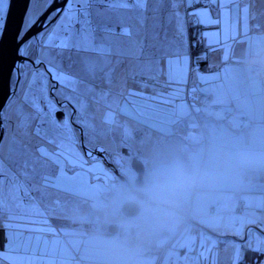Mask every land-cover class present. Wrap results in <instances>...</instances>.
Here are the masks:
<instances>
[{"label": "rangeland", "instance_id": "374dc122", "mask_svg": "<svg viewBox=\"0 0 264 264\" xmlns=\"http://www.w3.org/2000/svg\"><path fill=\"white\" fill-rule=\"evenodd\" d=\"M193 3L198 6V11L195 13L192 12ZM9 4L10 0L0 4V20L2 17L0 40L3 36ZM223 4H226V0H210L206 8L201 0H148L143 10L134 4H130L128 7H121L117 4L113 5L110 11L101 13L95 18V23L98 29H110L106 34L107 39L103 43L106 47L111 48L112 54L101 55L92 52L85 55L103 66L105 72L110 68L115 69L109 84L104 80L103 72L97 73L96 80L89 79L83 70V65L74 62L77 60L76 57H72L71 60L67 56L65 58L57 57L53 61L49 56V53L53 51L50 47L52 35L62 34L61 29L67 24L68 0L66 2L65 0H31L19 41L31 29L35 33L24 42L18 51L19 56L26 59L18 64L19 71L16 68L13 72L15 75L10 84L14 87L15 83H18L16 91L12 93L1 113V126L4 131L2 142L5 163L3 189L5 211L0 217V252L6 248L11 249L5 259V264H9V262L23 264V258L27 260L25 264H35L36 260L40 264V261L43 260L42 257L46 256V252L54 250L56 247H48L43 234H34L31 229L36 225H41L43 221L60 223L62 218L64 220L70 212L71 222L69 225L77 227L78 233L81 235L77 239H80L81 244L89 242L90 234L96 231L103 237L114 238V233L107 232L106 226V222L112 221L111 216L113 215L116 216L117 224L125 225L119 218L121 206L118 205L128 197L123 193L125 189L120 188L119 193L116 191V198L109 196L108 193H103L109 184L107 180V177H110L108 164L102 165L105 169L104 174L98 173V176L104 177L103 180L97 178L95 157H91L85 152H92L93 147H98L97 141L103 145L112 144L114 141L112 149L115 148L126 153L129 144L134 140L132 134L134 131L130 129L127 135H124L126 141H123L122 136L121 139L118 138V143L116 142L118 140L116 133L120 132L115 130L117 124L123 125L122 121L127 122L126 115H135L138 117L136 122L139 123L140 120V122L151 126L152 132L156 129L163 136H168L171 130H174L175 120L171 111L162 109L161 123H158L159 119L142 116L141 112L152 114L154 110L152 105L156 101V95L161 93L178 95L175 98L183 96L181 93L193 94L196 91L195 77L202 74L201 71L207 75L211 73L207 63L215 65V62L225 54L231 55L232 52L227 51L226 44L216 49L209 48L211 52L207 56V60L201 56L202 53H198L205 50V45L211 42L212 35L218 38L217 42H220L225 40V35L230 34L231 26L229 24L231 21L227 10L223 9ZM52 5L55 6L54 10L44 20H40L39 17L45 15ZM255 5L257 10L251 18L255 21L253 28L256 27V24H261L255 19H261L264 16V0H255ZM80 7L81 5L76 3L73 5V10ZM207 12L212 14L208 19L204 17ZM135 14L139 18H134ZM131 19L134 21L133 27L131 25V35L138 32L141 25L143 26L142 30V27L140 28L142 33L141 35L137 34L138 38L135 35L134 38L121 40L119 33L128 30ZM205 20H209L211 23L205 25L204 22H200ZM252 33L254 34V31ZM249 40L250 38L243 36L238 40L237 45L246 46L249 44ZM157 50L165 53L160 59L159 65L153 67L150 75L134 76L137 55L142 53V58H147ZM235 54L236 52H233V55ZM169 59L173 61L172 70L169 68ZM106 60H110L111 63L105 66ZM177 60H179L178 70L175 69ZM182 66L185 68L180 69ZM157 68L161 70L156 72ZM250 69L252 75L264 83V71L252 66ZM57 71L68 72L84 79L87 83L94 85L97 92H106V98L100 99L96 93L86 92L83 84L76 91H72L70 88L65 89L61 82L53 79ZM183 71L186 73L182 74ZM156 73L160 75L164 73L166 79L158 80ZM215 78L214 75L212 79ZM172 79L176 81L172 83ZM152 80H156L158 83ZM51 91H53L52 94ZM64 91L71 93H66L64 96ZM201 97V100L206 97L203 100L204 103L210 100L207 96L202 95ZM53 98H60V100L54 102ZM78 101L81 103L79 102V104ZM82 103V108L85 107L83 111L80 110ZM29 105H34V107ZM103 108L109 116V118H103L104 121L110 120L111 125L114 126L113 129L111 128L113 132L109 135V141L106 140L108 135L99 137L94 130L95 126H92L93 122L86 118L94 111L101 114L104 111ZM74 109H76L79 119L73 117L76 123L83 120L81 121L83 125L79 127L80 132H73L74 128L70 125L73 119L70 121L68 119ZM21 110L30 114L28 128L19 127L17 113ZM78 110L80 111L78 112ZM60 111L65 112V116L64 119L58 120ZM115 115L117 116L114 117ZM119 115H124V117H119ZM33 116L36 119H32ZM90 118L93 120L92 116ZM53 122L67 125L70 128L72 141L78 142L73 143L78 150L76 156L75 152L70 154L72 142L66 137H64L65 146L58 148L56 144H50L34 134V129L37 126L50 128ZM19 147L22 149L20 154L16 152ZM10 149H15V151H10ZM109 152L111 153V151ZM83 156L90 164L91 172L88 170V165L83 164L80 160ZM230 168L238 170L232 165ZM9 170L16 174L17 179L10 178ZM20 171L27 172V176H21ZM247 174L249 173L247 172ZM17 184L19 185L18 192L12 187ZM245 184L251 188V180H245ZM22 203L30 206H21ZM112 203H114V207H102ZM234 209L239 211L240 207ZM243 212L245 209L241 211L242 214ZM36 219L39 221L35 222ZM149 224L150 222L147 221V226ZM252 231L258 233L256 227L246 225L242 229V237L246 240L252 239L254 237ZM83 234L87 236H83ZM188 235L190 236V226L183 230L173 248L185 247ZM201 236L204 237V234L202 233ZM229 239L225 237V239L216 241L211 238L209 246L203 248L200 244L196 246V250H209L205 251V254L212 257V262L210 263L211 259L209 258L206 264H232L237 246L233 243L234 237ZM221 240L226 241L224 245ZM181 241L182 243H180ZM216 247L217 250H214ZM157 264H161V258Z\"/></svg>", "mask_w": 264, "mask_h": 264}, {"label": "crops", "instance_id": "0c3cea01", "mask_svg": "<svg viewBox=\"0 0 264 264\" xmlns=\"http://www.w3.org/2000/svg\"><path fill=\"white\" fill-rule=\"evenodd\" d=\"M238 1L242 2L244 5V7H242L244 10L242 13L244 16H240L235 9L232 8L233 6H236V2ZM223 9L227 10L230 17V34L225 35V40L220 42H217L218 38L212 35L211 42L205 45V50L202 52L201 56L204 57V60H207V56H209L211 52V49L209 48L212 47L216 49L225 44L227 51L232 53L231 55L225 54L223 57L219 58V60L215 62V65L207 63L208 67L211 68L210 70L213 71L210 74L207 75L204 71H201L202 74L195 77L196 93H198L199 96L204 95L209 97L210 103L213 106L212 109L207 108L205 103L203 104L201 100H196L201 101V103L193 107L187 101L178 104H169L168 106L172 105L173 107L169 110L174 115L173 119L175 122L173 123V126H181L183 129L176 131L174 128L170 133L176 132L179 139L170 142L167 136H163L160 131L154 129V132H152L153 128L151 126H148L139 120V123L136 122L134 132L132 133L134 135V140L128 146L129 148L132 146V150L135 149V152H138L140 156L144 158L146 166L148 161L147 158L150 159V156L155 157V160L150 159L151 169L161 163L178 161L183 166H188L189 169L187 171L194 177L193 182L189 185L185 194L182 195L178 202L171 203L174 205V210L167 213V220L163 218L164 221H160V224H164L165 222L170 228L165 230L167 225L164 228L156 227V225L152 223L148 225L153 232L151 233L150 230H146V233L148 234L147 237L150 238L155 236L158 240L157 247H160V250H156L150 255H135L132 248L126 247V245L117 242L114 238L109 239L103 237L97 231L90 234L89 238L91 239L89 242L81 244L79 241L80 239H77L81 236L78 233L77 227L69 225V222H71L70 212L69 215L65 216L64 220L62 218L60 223L54 221H51L52 223H46L43 221L41 225H36L35 228L31 229V232L34 234H43L48 247H56L54 250H48V252H46V256L52 257L50 261L51 264H63L66 260H71L75 262V264L79 261H83L85 264H157L159 258H161V264H206L209 258L211 259L210 263L212 262V257H209V255L205 253H199L196 250V246H199L200 244L209 246L211 244V238L217 241V239H225L224 237H227V235H232L228 237H234L235 241L233 243L237 246V249L233 254L236 257H233L232 264H238L243 260L246 250H249L250 247L257 246L261 248V252L257 253L262 257L257 264H264V256L261 254L262 252L264 253V244H258L254 237L252 239L248 238L247 240L242 237V229L243 227L245 228L246 225L264 228V197H256V195L252 193L251 197L246 196L249 200L247 207L245 208L246 213L243 212L240 216L238 214L234 215L229 219L231 223L235 224L234 227H228L226 224L211 219L206 209L207 202L205 200L202 202L201 207L197 206V200L200 196H208L207 190L205 189H208L210 185H212L215 191L221 190L213 185L217 180L216 176H211L207 181L198 179V166L200 163L204 164V161L202 162V160L205 156H195V151L202 149L203 145H206V140L210 143L208 148V160H211L214 164L216 163V168L220 173L221 168H223L221 159H223L226 165L230 167L231 164L229 163V157L237 149L241 147H250L255 150L258 148L264 149L263 136L255 138L253 134L250 133L249 135L252 136L253 142H249L244 138L247 134V130L246 128H241V121H238L235 125L239 130V133H237L240 134L239 136H236L225 127H220V124L225 123L224 119L230 117L228 115V113H230L229 111H233L234 115H232L231 118H233L234 121H236L237 117L241 120L240 115L242 113H247L249 118L253 119L251 121L260 126L259 132H264V110L258 109L259 107L255 108L257 102H263L264 105V83L254 77L250 69L251 61L256 56L257 52L264 51V16L261 19H255L261 24H256V27L253 28L255 26V21L251 18L253 14L255 15L257 10L255 0H226V4H223ZM197 11L198 10H192L194 13ZM194 13L192 14L194 15ZM211 15V13L207 12L204 17L208 19ZM1 20L0 25L2 27ZM203 22L205 25L211 23L209 20ZM252 31H254L255 35ZM207 34L210 35L211 33ZM243 36L250 38L249 44L246 46L237 45L238 40L242 39ZM221 43L223 44L221 45ZM233 52H236V54L233 55ZM222 61H226V70L218 68L219 66L217 63ZM184 68L185 67L182 66L180 69ZM160 70L161 69L159 68L156 72ZM185 73L186 71L182 72V74ZM214 75L216 78L212 79ZM156 76L158 80L166 79L164 73L163 75L156 73ZM175 81L176 80L172 79V83ZM166 102L167 99L162 101L156 100L153 105L151 104L152 107H154L152 114L142 111V116L159 119L158 123H161L162 120L160 117L162 110L158 111V107ZM116 116L117 115L114 117ZM119 117H124V115H119ZM199 118H202L203 123L210 124V128H201L198 124ZM186 120L189 122L187 125L185 124ZM215 129L220 131L222 138L226 140L224 143L218 142L215 138L217 133H219L216 132ZM135 133L140 135L139 139ZM209 134H212L213 139L207 136ZM142 136L147 140L144 145L141 143ZM165 142L170 143L168 147H165ZM161 150L162 153H160ZM112 151L117 153L118 150L114 148ZM147 151H150L149 155L147 154ZM94 163L97 167L96 176L100 173L104 174L105 169L103 166L100 165L99 162L95 161ZM86 165H88L89 170L90 164L88 163ZM251 167L257 168L259 171L258 177L254 178V187H246L245 180H239L231 183L229 187L225 186L223 190L264 192V173H262L264 164L237 167V172L245 173V168ZM109 175L111 177V174ZM116 188V184H108L107 190L105 191L104 189L103 193H108L110 194L109 196L116 198ZM230 194L231 193L228 192V196H232L233 194L236 195L238 192H234L232 195ZM214 197H217V195H214ZM194 202L196 203V206L194 205ZM188 203H191V208L187 205ZM123 204L124 201L122 204L118 205L121 206ZM102 207H114V203ZM234 207L235 206H232L231 208L233 211ZM191 209L193 213L196 212L197 215H194L191 218L193 223L190 226V236H187L185 247H187V249L192 247V252H188V250L179 248L175 249L173 247L174 242L180 238L181 233L184 230L182 220L185 219L186 216H189ZM157 210L159 211L158 214L162 213L159 208H157ZM169 210L170 207L167 211ZM246 218H250V220L247 221ZM36 221L39 220L36 219L35 222ZM227 227L233 229H228ZM202 233L204 234V237L201 236ZM83 236L87 235L83 234ZM170 240L175 241L172 242ZM222 242L224 243L226 241ZM180 243H182V241ZM215 250H217V247ZM162 253L164 254L163 256L161 255ZM24 260L26 259L23 258L22 261Z\"/></svg>", "mask_w": 264, "mask_h": 264}, {"label": "bare ground", "instance_id": "6f19581e", "mask_svg": "<svg viewBox=\"0 0 264 264\" xmlns=\"http://www.w3.org/2000/svg\"><path fill=\"white\" fill-rule=\"evenodd\" d=\"M201 1H203L205 8L208 5V3L210 2V0H201ZM242 7H244V5L242 4V2L238 1V2H236V6H233L232 8L235 9V11L240 16H244L242 13V11L244 12V10ZM210 8H211V4H210ZM192 10H198V6L195 5L194 3L192 4ZM205 10H207V9H205ZM8 11H9V8H8ZM144 14H145V12L142 14L143 19H144ZM42 17H43V15H41L39 17V19H41ZM135 17H136V19L139 18V16L137 14L134 15V18ZM6 18H7V15H6ZM25 19H26V16L24 18V21H25ZM5 22H6V19H5ZM130 22H131V24L128 26V30L123 32V33H119V38H121V40H126V39L128 40L132 37L134 38L135 35H137V34L141 35L142 31L140 32V28L142 27L141 30L143 29L142 25L139 27L138 32L136 31L135 34L131 35V32H132L131 28L134 25V21L131 19ZM23 25H24V23H23ZM131 25H132V27H131ZM4 27H5V24H4ZM0 29H1V25H0ZM137 38H138V35H137ZM137 41L138 40L136 39V42ZM202 52L203 51H199L198 53H202ZM225 62L226 61L218 62L217 63V65L219 66L218 68L226 70ZM210 69L211 68H209L208 70L210 72H213ZM150 73H148L147 75H150ZM14 75H15V73H14ZM14 75L12 74L11 79H13ZM139 76L142 77L143 75L142 76L139 75ZM111 78H113V77H111ZM152 81L158 83L156 80H152ZM160 83H162V82H160ZM17 84L18 83L16 82L14 87L11 85V90L13 92L16 91ZM163 84H164V82H163ZM168 86H169V84H168ZM51 92L53 93V91H51ZM68 93H71V92H68ZM181 94L183 96H179L177 98H175V97L178 95L171 94V93H169V94L161 93L160 95H156V100H158V101H162V100L167 99V102L165 104L158 107V109H159L158 111H161L162 109L171 110L173 107H172V105L168 106L169 104H172V103L178 104V103L183 102V101H187L193 107V106H196L197 104L201 103V101L204 104L203 100L206 99V97H204L203 100H201L202 97L199 96V94L196 93V91H194L193 94L191 93V95L185 94V93H181ZM63 95L65 96L66 93H64ZM188 95H190V96L187 99ZM167 96H168V98H167ZM53 100H54V102H56V101H59L60 98H53ZM196 100H201V101H196ZM7 105H9V104H7ZM262 105H263V102H260V103L257 102V104L255 105V108L259 107L258 109L264 110V105L263 106ZM205 106L209 109H212V107H213L210 103V100L206 101ZM102 110H104V109H102ZM115 110L117 111L116 107H115ZM76 112H77L76 109H74L73 112L71 113V115L68 116V119H69V121L73 119V121L70 123L72 128H74L73 132H80L79 127L82 126L83 123L81 121L76 123L75 118H73V117H76L78 119V114H76ZM224 112H226V111H224ZM229 112L230 113H228V115L230 117L225 118L224 119L225 123L220 124V127H225L227 130L231 131L236 136H239L240 134H237V133H239V130L235 125L238 123V121H241V125H240L241 128H246V130H247V134L244 136V138L246 140H248L249 142H253L252 136L249 135L250 133H252L255 138H259L260 136L264 137V132L263 133L259 132L260 126L257 123L252 122L251 120H253V119L252 118L250 119L249 116L247 115V113H242L240 115L241 120H239L237 117L236 121H234V119L231 118V116L234 115L233 111H229ZM64 116H65V112L60 111L58 113L57 119L58 120L64 119ZM90 116H92L93 120L90 118ZM86 118L93 122L92 126H95L94 130L98 134V136L101 137L104 135H108L106 137V140L109 141V135L113 132L112 129L114 126L111 125L110 121H108V120L104 121L103 118H109L108 114L106 113V110L102 111L101 114L96 113L94 111L91 115H88V117H86ZM136 118H138V117H136L135 115H126L127 122L124 123L122 121L123 125L117 124V128L115 130H118L120 133H116V139H118V138L121 139L123 136V141H126L124 135H127V132H129L130 129H132L134 131V129H135L134 127L136 124ZM185 124L186 125L189 124L188 120H186ZM198 124L201 128H205V127L210 128V124L203 123L202 118H199ZM42 127L47 128L46 126H42ZM174 128L176 131L182 129L181 126L174 127ZM217 128H218V126H217ZM215 130H216V132H219V133H217V136H215L217 141L220 143H224V141H226V140L222 138V134L220 133V131H218L217 129H215ZM135 134L137 135V137L139 139L140 135L137 133H135ZM207 136L212 138V134H209ZM167 138L170 140V142H173V141L179 139L176 132L170 133L167 136ZM141 139H142L141 143H142V145H144L145 141H147V140H145L143 138V136ZM70 141L72 142L71 143L72 151L70 154H73V152H75V156H76V151H78V150L75 148L73 143H78V142H73L72 139H70ZM97 142L99 144L98 147L95 146L96 148L93 147L92 152H85V153H88V155L91 157H95V161H98L101 165L108 164V169H109L110 174H111V177H107L108 183L110 185L116 184L117 185L116 191L118 193H119V189L123 188V189H125V191L123 193L135 191L136 193L143 195V198H139L137 196L138 199L137 198L134 199V203L136 205L133 203V205H134L133 209L130 211H126L127 213L132 212L133 215L136 214V212L139 213L136 217H133V218H136V220H137V221H134V223L136 224L134 231L129 229V227L127 229H125V227L117 224L116 216L113 215V216H111L112 221L106 222V226L108 229L107 232L110 231L109 229L111 226L116 225L117 226L116 228H118V229L114 231L113 237L117 242L126 245V247L132 248L133 252H135V255L145 256V255L153 254L156 250H160V247H157L158 240L156 239L155 236H152L150 238L147 237L148 234L146 233V230H150V228L147 226V221H150V223L156 225V227L164 228L167 224H165V222H164V224H160V221H162L163 218L167 220V213H169L171 210H174V205H172L171 203L166 204V205H158V204L154 203L153 201H151L148 198V196L142 191L144 181H145V177L151 169V160H155V157L150 156L151 160L147 158L148 161H147V166H146V164L144 163V158H142L138 152H135V149L132 150V146L126 151V153L125 152L122 153V151H119V150L117 151V153H114L112 151V147H111L112 145H114V141L112 144H109V145L108 144L103 145V144H100L99 141H97ZM116 142L119 143V139L116 140ZM164 144H165V147H168V145L170 143L165 142ZM209 146H210V143H208V141L206 140V145H203L202 149L195 151V156H205V158L202 160V162L204 161V164L200 163L198 166L199 167L198 179L207 181L211 176H216L217 180L214 182L213 185L216 188L221 189V190L215 191V189L212 187V185L209 184L210 186L208 187V189H205V190H207L208 196H200L197 200L198 201L197 206L201 207L202 202L205 200L207 202L206 209H207L208 215L211 219L215 220L216 222L226 224L228 227H234L235 224L231 223L229 219L234 215L238 214L240 216L242 214L241 211H243V209L246 208V203L249 202V200L246 198V196L251 197L252 194H255L256 197L257 196L264 197V192L259 193L257 191L256 192L225 191L223 189L225 186L229 187V185L231 183L237 182L239 180H247V181L251 180V187H254V178L258 177L259 171L257 168L251 167V168H245L246 174L240 173V172H237V170H235V169L233 170L232 168L227 166L226 163L224 162V160L221 159V164L223 165V168H221V173H220L216 168V166H217L216 163L214 164L211 160H208V157H209L208 148H209ZM165 147H163V148H165ZM21 151H22L21 147H19V149L16 150V152H19V154ZM109 151H111V153ZM257 151L264 152V149L258 148ZM149 153H150V151H147L148 155H149ZM160 153H162V150L160 151ZM80 160L82 161L83 164H85V165L88 164L85 156L81 157ZM118 160H120V161H118ZM134 160L137 161V166L145 167L144 168V170H145L144 174H140L138 176L132 175L133 173H136V169H134L130 166L127 167L126 164L127 163L133 164ZM184 168L186 170L189 169L188 166H184ZM117 169L123 170L124 173H126V174H118ZM247 172L249 174H247ZM262 173H264V169H262ZM96 177L101 179V180H103V178H104L101 176H96ZM246 187H247V185H246ZM228 192L231 193L230 195H232V193H234V192H238V194H236V195L233 194L232 196H228ZM247 192H250V193H247ZM214 195H217V197H214ZM131 197L132 198L135 197L134 194H131ZM177 202H178V200L175 201V203H177ZM187 205H189L190 208L192 207L191 203H188ZM194 205L196 206L195 202H194ZM232 206H235L236 208L240 207V210L237 211L234 209V211H233L231 209ZM169 207H170V210L167 211L169 209ZM157 208H159L162 213L158 214L159 211L157 210ZM126 215L128 216V214H126ZM146 215H151L150 219L147 217L145 220V217H144V221L140 222L141 221L140 217H143ZM194 215L196 216L197 213L196 212L193 213V211L191 209L189 216H186V218L182 220V225H183L184 229L187 228L188 226H191V224L193 223L191 218ZM157 217H161V218H157ZM246 220L249 221L250 218H246ZM223 226H225V225H223ZM169 228H170V226L167 225L165 230H167ZM256 228H257L258 232H264V228H261L259 226H256ZM228 229H233V228H228ZM150 231H151V233L153 232L152 230H150ZM252 233H253L254 238L256 239L257 234L253 231H252ZM229 238H231V237L227 236V239H229ZM170 241L174 242L175 240H170ZM174 244H175V242H174ZM222 244L224 245L225 242ZM202 247L205 248L204 245H202ZM177 248L188 250L187 247L180 248V246H179ZM205 251H207V250H202V251H198V252L203 254V253H205ZM233 257H236V256L233 255ZM42 259L43 260L40 261V264H51L50 261H51L52 257L44 256V257H42ZM36 261H35V264H38V262H36ZM23 262H24L23 264H25L27 262V260H24ZM63 264H75V262H73L71 260H66ZM76 264H85V262L79 261V262H76Z\"/></svg>", "mask_w": 264, "mask_h": 264}, {"label": "snow or ice", "instance_id": "6c2138e0", "mask_svg": "<svg viewBox=\"0 0 264 264\" xmlns=\"http://www.w3.org/2000/svg\"><path fill=\"white\" fill-rule=\"evenodd\" d=\"M5 2L6 0H0V4ZM147 2L148 0H68V14L66 15L67 24L62 27V34L52 35V43L50 47L53 51L49 53V56H51L53 61H55L57 57L65 58L67 56L70 60L72 57H76L77 60L74 62L83 65V70L89 79L96 80L97 73L103 72L104 80L110 84L112 73L115 69L110 68L107 72H105L103 66H100L95 60L85 55L92 52L100 53L101 55L112 54L111 48L106 47L103 43V41L107 39L106 34L110 31V29H98L95 23V18L103 12L110 11L113 5L118 4L121 7H128L130 4H134L139 9L143 10ZM76 3L80 4L81 7L73 10V5ZM200 22L203 23V21ZM98 32L100 33L99 35ZM117 55H120V53H117ZM164 55L165 53L160 50H157L156 53H153L147 58H142V53L138 54L134 74L146 75L150 73L154 66L159 65V61ZM109 63H111V61L106 60L105 66ZM168 63L170 70H172L173 61L169 59ZM175 69H179V60L175 62ZM53 79L61 82L65 89L70 88L72 91H76L79 86L83 84L86 92L96 93L100 99H104L107 96L106 92H97L94 85L89 84L84 79L68 72L57 71ZM53 87H55V85H53ZM29 106L34 107V105ZM29 115L30 114L25 113L23 110L17 113V116L19 117V127L28 128L30 126ZM32 119H36V117L33 116ZM34 134L46 140L50 144H56L58 148H63L65 146L66 140L64 137L68 140L72 138L71 130L67 125L56 124L55 122H53L50 128L37 126L34 129ZM10 151H15V149H10ZM4 171L5 163L3 160V142L0 141V217L3 216L5 211V202L3 199ZM9 173L11 179H17L16 174L12 173L11 170H9ZM20 175L27 176V172L20 171ZM12 187L17 192L19 191L18 184L12 185ZM21 206L30 205H24L22 203ZM256 239L258 244H264V232H258ZM249 250L252 252H261V248L259 246L250 247ZM10 251V248H6L4 251L0 252V264H5V259ZM191 251L192 247L188 249V252ZM262 255H264V253H262ZM9 264H11V262H9Z\"/></svg>", "mask_w": 264, "mask_h": 264}, {"label": "water", "instance_id": "95a60500", "mask_svg": "<svg viewBox=\"0 0 264 264\" xmlns=\"http://www.w3.org/2000/svg\"><path fill=\"white\" fill-rule=\"evenodd\" d=\"M67 0H65L66 2ZM31 0H10L9 4V11L7 13V18L5 22V27L3 30V36L0 40V141H2L4 137V131L1 126V113L6 106V103L9 101L13 91L11 90V77L14 72V70L19 68L18 64L21 63L23 60H25V57L19 56V49L20 47L26 42V40L35 32L33 29H31L25 37H23L19 41V35L22 31L24 18L27 14V11L29 9ZM55 6L52 5V7L46 12L45 15L40 20H44L52 10H54ZM35 29V28H34ZM19 71V69H18ZM19 73V72H18ZM127 167H132L136 169V173H133L132 175L138 176L140 174H144L145 167H139L137 166V161L134 160L133 164H126ZM118 174H126L123 170L117 169ZM131 194H134L135 197H131ZM128 196L124 199V204L121 205V208L119 209V218L125 225H121L125 227V229L129 228L134 231L135 229V223L134 221H137L136 217L139 213L136 212V214H132V212L127 213L126 211H130L133 209V203L134 199L137 198H143V195L136 193L135 191H130L128 193L125 192V196ZM138 199V198H137ZM135 204V203H134ZM136 205V204H135ZM128 214V216L126 215ZM144 217L150 218L151 215H146L143 217H140L141 221H144ZM126 221V222H125ZM117 226H111L110 231L114 233Z\"/></svg>", "mask_w": 264, "mask_h": 264}, {"label": "clouds", "instance_id": "9594fccd", "mask_svg": "<svg viewBox=\"0 0 264 264\" xmlns=\"http://www.w3.org/2000/svg\"><path fill=\"white\" fill-rule=\"evenodd\" d=\"M252 67L264 71V51L257 52L251 61ZM234 167L264 164V152L250 147H241L229 157ZM194 177L178 161L161 163L148 172L142 191L158 205H166L179 200L193 182Z\"/></svg>", "mask_w": 264, "mask_h": 264}, {"label": "trees", "instance_id": "16d2710c", "mask_svg": "<svg viewBox=\"0 0 264 264\" xmlns=\"http://www.w3.org/2000/svg\"><path fill=\"white\" fill-rule=\"evenodd\" d=\"M64 92L67 93V94H69L68 91H64ZM79 102H80V101H78V103H79ZM78 103H77V104H78ZM80 103H81V102H80ZM80 103H79V104H80ZM83 103H84V102H83ZM83 103H82V106L80 107V110H82V111H83V109L85 110V107L82 108V107H83ZM77 109H78V108H77ZM80 110H78V112H79ZM81 121H83V120H81ZM17 153H19V152H17ZM261 258H262V257H261V255H260L259 253H257V252H252V251H250V250H246L243 260L240 261L238 264H257V262H258Z\"/></svg>", "mask_w": 264, "mask_h": 264}, {"label": "flooded vegetation", "instance_id": "af4514ba", "mask_svg": "<svg viewBox=\"0 0 264 264\" xmlns=\"http://www.w3.org/2000/svg\"><path fill=\"white\" fill-rule=\"evenodd\" d=\"M51 94H52V92H51ZM62 109V108H61ZM76 135V134H75ZM76 137H77V135H76Z\"/></svg>", "mask_w": 264, "mask_h": 264}]
</instances>
